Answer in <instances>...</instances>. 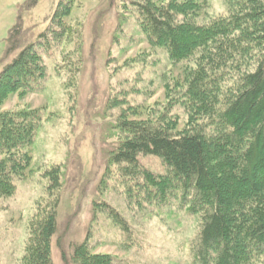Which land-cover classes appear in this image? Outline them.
<instances>
[{
	"label": "rangeland",
	"instance_id": "rangeland-1",
	"mask_svg": "<svg viewBox=\"0 0 264 264\" xmlns=\"http://www.w3.org/2000/svg\"><path fill=\"white\" fill-rule=\"evenodd\" d=\"M60 1L0 0V72L49 28ZM196 1L198 14L180 19L208 23L225 16L230 5L228 0ZM142 2L74 0L64 18L69 31L42 50L47 73L41 89L13 92L0 105V110L28 107L40 114L31 165L23 178H15V193L0 197V264H26L38 211L56 200L53 264H80L73 249L83 242L93 253L112 256L114 264H197L191 250L200 215L190 212L179 192L171 189L160 200L142 179L123 173L126 163L111 160L125 137L118 126L123 109H134L130 119L154 122L166 114L177 131L189 122L183 90L193 62H174L164 47L148 42L139 23ZM18 25L21 45L9 51ZM188 35L183 43H189ZM260 53L231 60L237 71L227 74L223 89L236 88L240 73L254 70ZM203 121L208 122L202 118L199 124ZM210 148L215 150L213 144ZM138 159L155 174L167 171L159 156L141 153ZM56 166L60 179L53 188L47 172ZM250 264H264V254Z\"/></svg>",
	"mask_w": 264,
	"mask_h": 264
},
{
	"label": "trees",
	"instance_id": "trees-1",
	"mask_svg": "<svg viewBox=\"0 0 264 264\" xmlns=\"http://www.w3.org/2000/svg\"><path fill=\"white\" fill-rule=\"evenodd\" d=\"M228 1L225 16L204 24L180 19L198 14L201 5L196 0L140 3L139 23L148 42L164 47L174 62H193L183 90L189 122L177 131L166 114L154 122L130 119L128 113L134 109H123L118 126L125 137L111 156L113 162L127 164L122 170L128 178L142 179L160 200L172 189L190 212L200 215L201 228L191 250L197 264H250L264 254V0ZM73 3L61 0L49 28L4 66L0 105L13 92L25 95L41 89L47 73L42 50L52 48L69 31L64 18ZM20 30V25L13 30L9 51L20 47ZM191 33L189 43H183ZM257 49L261 53L255 69L241 72L236 88L223 89L227 74L237 71L228 63ZM38 111L0 110V197L15 193V178H23L31 165ZM202 118L208 122L199 124ZM141 153L159 156L166 173L141 166ZM58 171L56 166L47 172L53 181L50 187L59 186ZM56 205L57 200L38 211L26 246V264H53ZM73 258L80 264H114L112 256L93 253L85 242L74 246Z\"/></svg>",
	"mask_w": 264,
	"mask_h": 264
}]
</instances>
